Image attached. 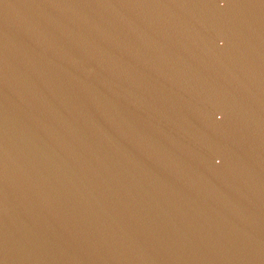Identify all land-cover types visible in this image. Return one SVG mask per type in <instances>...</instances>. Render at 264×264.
Wrapping results in <instances>:
<instances>
[{"label": "water", "instance_id": "water-1", "mask_svg": "<svg viewBox=\"0 0 264 264\" xmlns=\"http://www.w3.org/2000/svg\"><path fill=\"white\" fill-rule=\"evenodd\" d=\"M0 264H264V0H0Z\"/></svg>", "mask_w": 264, "mask_h": 264}]
</instances>
